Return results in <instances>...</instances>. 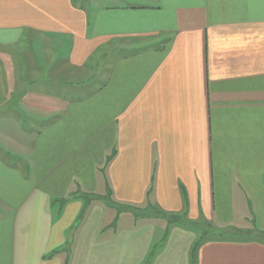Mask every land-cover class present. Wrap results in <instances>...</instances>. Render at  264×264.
I'll list each match as a JSON object with an SVG mask.
<instances>
[{"label": "crops", "instance_id": "crops-1", "mask_svg": "<svg viewBox=\"0 0 264 264\" xmlns=\"http://www.w3.org/2000/svg\"><path fill=\"white\" fill-rule=\"evenodd\" d=\"M0 264H264V0H0Z\"/></svg>", "mask_w": 264, "mask_h": 264}, {"label": "rangeland", "instance_id": "rangeland-1", "mask_svg": "<svg viewBox=\"0 0 264 264\" xmlns=\"http://www.w3.org/2000/svg\"><path fill=\"white\" fill-rule=\"evenodd\" d=\"M90 62H91L90 64H93V62H92V60H91V59H90ZM95 65H96V64H95ZM210 230H212V229H210ZM212 232H213V231H212ZM206 235H207V234H206Z\"/></svg>", "mask_w": 264, "mask_h": 264}, {"label": "trees", "instance_id": "trees-1", "mask_svg": "<svg viewBox=\"0 0 264 264\" xmlns=\"http://www.w3.org/2000/svg\"><path fill=\"white\" fill-rule=\"evenodd\" d=\"M87 198H89V197H87ZM198 246V243H196V247Z\"/></svg>", "mask_w": 264, "mask_h": 264}]
</instances>
